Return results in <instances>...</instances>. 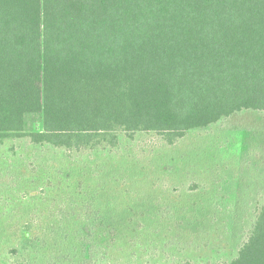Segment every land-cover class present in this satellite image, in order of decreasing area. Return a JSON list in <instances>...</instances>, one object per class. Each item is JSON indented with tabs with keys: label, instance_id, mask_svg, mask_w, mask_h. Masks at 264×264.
I'll list each match as a JSON object with an SVG mask.
<instances>
[{
	"label": "trees",
	"instance_id": "16d2710c",
	"mask_svg": "<svg viewBox=\"0 0 264 264\" xmlns=\"http://www.w3.org/2000/svg\"><path fill=\"white\" fill-rule=\"evenodd\" d=\"M243 111L264 112V0H0V142L174 145ZM222 264H264V202Z\"/></svg>",
	"mask_w": 264,
	"mask_h": 264
},
{
	"label": "rangeland",
	"instance_id": "374dc122",
	"mask_svg": "<svg viewBox=\"0 0 264 264\" xmlns=\"http://www.w3.org/2000/svg\"><path fill=\"white\" fill-rule=\"evenodd\" d=\"M119 136L116 147L83 153L0 142V264L237 257L264 202V112L237 113L174 145Z\"/></svg>",
	"mask_w": 264,
	"mask_h": 264
}]
</instances>
